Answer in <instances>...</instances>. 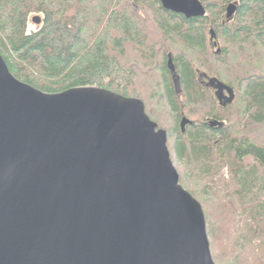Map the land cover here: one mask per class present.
Returning <instances> with one entry per match:
<instances>
[{
  "label": "trees",
  "instance_id": "1",
  "mask_svg": "<svg viewBox=\"0 0 264 264\" xmlns=\"http://www.w3.org/2000/svg\"><path fill=\"white\" fill-rule=\"evenodd\" d=\"M198 1L205 16L186 19L158 0H0V56L44 93L90 86L140 99L195 179V190L179 183L201 204L214 264H264V198H246L264 176V0ZM203 76L230 87L232 103L213 106ZM223 168L228 182L209 187Z\"/></svg>",
  "mask_w": 264,
  "mask_h": 264
},
{
  "label": "water",
  "instance_id": "2",
  "mask_svg": "<svg viewBox=\"0 0 264 264\" xmlns=\"http://www.w3.org/2000/svg\"><path fill=\"white\" fill-rule=\"evenodd\" d=\"M158 1L186 19L206 13L198 0ZM236 10L227 5V20ZM206 87L232 103L224 83ZM0 264H214L202 207L140 99L90 86L44 93L0 56Z\"/></svg>",
  "mask_w": 264,
  "mask_h": 264
},
{
  "label": "rangeland",
  "instance_id": "3",
  "mask_svg": "<svg viewBox=\"0 0 264 264\" xmlns=\"http://www.w3.org/2000/svg\"><path fill=\"white\" fill-rule=\"evenodd\" d=\"M37 28H38L37 25L33 24L32 22L29 23V28H28L29 31L35 30ZM215 104L219 105L218 102L214 101L213 106ZM206 119H209V118H206ZM206 121H204V122H206ZM209 121L210 120H208L207 122H209ZM167 146H168V150H169L173 165L179 174V180L182 178L188 184L190 189L195 190L197 185H195V183H194L195 179H193L191 177L192 173L189 170H187L185 168V166L183 165V163L181 161L177 160L175 155H173V153L171 152V147L173 146V142L171 140L167 139ZM237 178L239 179L241 177L238 176ZM222 179L224 181H227V182L230 179L229 170L227 168H223L220 175H217L213 179V181L208 184V186L214 187L215 186L214 184L219 182V180H222ZM247 187L250 188V189L248 188L249 190H247V193H246V198L248 199V201L257 202V201H260L262 198H264V176H263V173L261 171L256 173L254 175V177H252L249 180Z\"/></svg>",
  "mask_w": 264,
  "mask_h": 264
},
{
  "label": "flooded vegetation",
  "instance_id": "4",
  "mask_svg": "<svg viewBox=\"0 0 264 264\" xmlns=\"http://www.w3.org/2000/svg\"><path fill=\"white\" fill-rule=\"evenodd\" d=\"M211 44H212V43H211ZM212 48L218 52V48H217V47H213V44H212ZM208 79H209L208 77L203 76V77H201L199 80H200V83H201L205 88H208V89L212 90V91H213V94H214V96H215V90H213V89H211V88H209V87H206V84H207Z\"/></svg>",
  "mask_w": 264,
  "mask_h": 264
}]
</instances>
